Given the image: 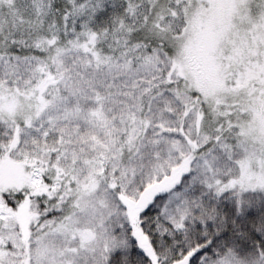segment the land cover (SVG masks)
Masks as SVG:
<instances>
[{"label": "snow or ice", "instance_id": "1", "mask_svg": "<svg viewBox=\"0 0 264 264\" xmlns=\"http://www.w3.org/2000/svg\"><path fill=\"white\" fill-rule=\"evenodd\" d=\"M0 264H264V0H0Z\"/></svg>", "mask_w": 264, "mask_h": 264}]
</instances>
